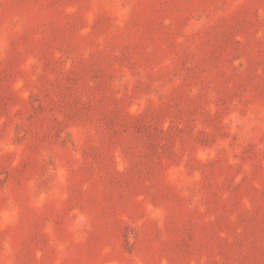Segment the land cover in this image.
<instances>
[{
  "label": "rangeland",
  "instance_id": "374dc122",
  "mask_svg": "<svg viewBox=\"0 0 264 264\" xmlns=\"http://www.w3.org/2000/svg\"><path fill=\"white\" fill-rule=\"evenodd\" d=\"M0 264H264V0H0Z\"/></svg>",
  "mask_w": 264,
  "mask_h": 264
}]
</instances>
